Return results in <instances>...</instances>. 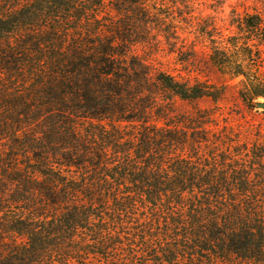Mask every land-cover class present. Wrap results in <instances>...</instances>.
I'll return each instance as SVG.
<instances>
[{
	"label": "trees",
	"instance_id": "trees-1",
	"mask_svg": "<svg viewBox=\"0 0 264 264\" xmlns=\"http://www.w3.org/2000/svg\"><path fill=\"white\" fill-rule=\"evenodd\" d=\"M193 1L0 0V264H264V131L152 64L203 47L259 109L264 13Z\"/></svg>",
	"mask_w": 264,
	"mask_h": 264
},
{
	"label": "rangeland",
	"instance_id": "rangeland-1",
	"mask_svg": "<svg viewBox=\"0 0 264 264\" xmlns=\"http://www.w3.org/2000/svg\"><path fill=\"white\" fill-rule=\"evenodd\" d=\"M193 4L197 13L203 17H215L223 29H228L232 12L245 15L258 9L264 13V0H194ZM197 51L196 58L182 63L179 59H184L183 57L177 58L176 54L169 52L168 47L163 45L154 54L155 58L152 64L155 68L181 80L226 87V95L224 100L219 103L218 108L211 100L204 99L193 104L178 102L177 109L183 113H193L196 108L210 111L216 109L219 110L216 117L222 124L227 123L236 131H250L254 135L258 130L264 131V109L249 110L238 96L237 84L239 80L219 75L209 63L208 50L198 47ZM260 103H264V101L261 100ZM252 137L254 136L252 135Z\"/></svg>",
	"mask_w": 264,
	"mask_h": 264
},
{
	"label": "water",
	"instance_id": "water-1",
	"mask_svg": "<svg viewBox=\"0 0 264 264\" xmlns=\"http://www.w3.org/2000/svg\"><path fill=\"white\" fill-rule=\"evenodd\" d=\"M258 107H259V108H264V103H259V104H258Z\"/></svg>",
	"mask_w": 264,
	"mask_h": 264
}]
</instances>
